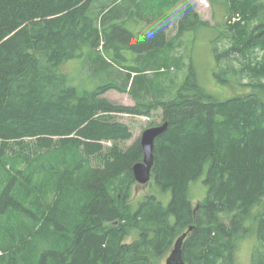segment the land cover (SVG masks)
<instances>
[{
  "label": "trees",
  "instance_id": "16d2710c",
  "mask_svg": "<svg viewBox=\"0 0 264 264\" xmlns=\"http://www.w3.org/2000/svg\"><path fill=\"white\" fill-rule=\"evenodd\" d=\"M180 1L0 0V264H158L191 226L187 264H238L240 237L254 229L251 264H264V0H210L219 23L188 3L170 35ZM128 20L142 27L118 28L139 53L131 65L110 33ZM204 28L219 31L215 75L236 96L210 95L191 56L181 83L159 80L185 66L179 47ZM88 47L117 54L94 60L102 81L81 91L60 67ZM111 89L136 104L112 102ZM158 109L169 128L155 142L152 180L166 195L151 180L134 201L144 150L140 138L121 147L132 133L113 117ZM28 137L39 152L10 153L8 143ZM106 142L111 158L93 165ZM204 174L196 205L191 185Z\"/></svg>",
  "mask_w": 264,
  "mask_h": 264
},
{
  "label": "rangeland",
  "instance_id": "374dc122",
  "mask_svg": "<svg viewBox=\"0 0 264 264\" xmlns=\"http://www.w3.org/2000/svg\"><path fill=\"white\" fill-rule=\"evenodd\" d=\"M188 3L194 4L196 10L202 15L204 19L210 20L212 23L220 22L222 19V13L218 11L210 2V0H182L178 3L176 7L175 14L177 16L173 17L172 24L169 30L170 35L177 33L179 20L182 16V11ZM118 28L121 30L133 31L134 35H138L142 30V27L139 22H134V20H128L120 24V27H117L115 30L111 29V40L115 42L117 46H120L121 54L131 59L130 62L126 63L127 65L134 64L133 60L139 54L132 46V41L122 40L120 37H123L122 33L118 31ZM219 31L216 28H204L195 31L187 32V39H185L184 44L179 47L177 52L178 55H185L184 60L185 66L178 68L177 65L171 68L172 79L167 77L159 78L161 84L170 90L173 87V84L181 83L183 81L188 68L186 69V64L189 63L188 56H191L193 63L198 71V76L201 84L209 92L210 95L215 96L218 99L224 100L230 97L231 95L236 96L232 89L231 85L220 82L216 77L215 73L219 71V64L215 57L213 50V42L218 36ZM124 38V37H123ZM219 39V38H218ZM104 55L107 59H114L117 54V49L102 50V53L97 50H92V48H86L84 53L78 57L70 59L64 65H62V72L66 73L71 81V84L78 87L81 91L92 90L102 81L103 75L101 72L97 74L95 69L100 64L94 62L95 59L100 57L99 55ZM177 55V56H178ZM124 62H121V64ZM185 72V73H184ZM149 76L155 77L157 75L156 71H150ZM184 73V76L181 79V75ZM109 78V75H107ZM168 79V80H167ZM181 79V81H180ZM180 81V82H179ZM178 86V85H177ZM176 87V86H175ZM174 92L176 88H174ZM109 100L116 104H123L128 106H133L136 104L134 97L129 92H121L115 89H111L104 94ZM114 120H119L127 124L132 133V138L121 143L123 149L131 146L137 139H139L145 129L152 126L160 125L164 122L163 110L158 109L151 113L149 116L145 115H135V114H116L113 117ZM58 140L56 139V143ZM104 152L101 154L94 155L92 163L95 166H103L107 159L111 158V153L107 152L108 148L112 145V142L105 143ZM11 154H21L24 156L32 157L34 154L41 150L37 139L33 137L23 138L20 140L11 141L8 143ZM205 174L202 178L195 181L191 185L190 195L194 203L197 205L200 201H203L207 196L208 186L204 182ZM154 183V179L151 181ZM155 184V183H154ZM150 184H140L136 183L133 187V197L132 200L137 201L142 198L145 194L150 192ZM155 188L158 191V196L163 199L166 194L162 193L158 186L155 184ZM163 195H162V194ZM257 234L255 229L252 230L245 236L240 237V244L236 252L238 264H251L252 253L257 245ZM169 255V254H168ZM164 257L158 264H166V258Z\"/></svg>",
  "mask_w": 264,
  "mask_h": 264
},
{
  "label": "water",
  "instance_id": "95a60500",
  "mask_svg": "<svg viewBox=\"0 0 264 264\" xmlns=\"http://www.w3.org/2000/svg\"><path fill=\"white\" fill-rule=\"evenodd\" d=\"M169 128V121H164L157 126L148 127L140 137V142L144 150V157L133 165V173L137 183L148 184L152 180L155 165V142L156 139ZM194 229L191 226L186 232L177 238L174 247L166 258V264H187L182 256V249L188 233Z\"/></svg>",
  "mask_w": 264,
  "mask_h": 264
},
{
  "label": "bare ground",
  "instance_id": "6f19581e",
  "mask_svg": "<svg viewBox=\"0 0 264 264\" xmlns=\"http://www.w3.org/2000/svg\"><path fill=\"white\" fill-rule=\"evenodd\" d=\"M37 210V209H36Z\"/></svg>",
  "mask_w": 264,
  "mask_h": 264
}]
</instances>
